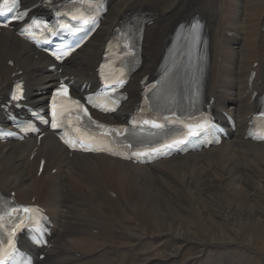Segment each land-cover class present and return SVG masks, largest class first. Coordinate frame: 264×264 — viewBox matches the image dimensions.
<instances>
[{"label":"bare ground","instance_id":"obj_1","mask_svg":"<svg viewBox=\"0 0 264 264\" xmlns=\"http://www.w3.org/2000/svg\"><path fill=\"white\" fill-rule=\"evenodd\" d=\"M37 2L24 0L26 8ZM137 8H146L152 21L143 65L129 84V100L109 121L120 123L134 111L141 82L158 69L169 37L197 14L209 36L206 96L215 100L217 117L232 115L237 129L219 147L147 166L71 153L52 134L40 144L0 143V190L15 192L21 203L34 199L54 222L50 247L39 251L45 258L37 264H236L227 253L246 247L233 243H264V143L245 138L264 92V0H110L101 28L56 72L16 30H0L1 104L16 80L25 81L36 107L61 77L92 90L113 28ZM252 70L257 76L250 85ZM261 253L264 258V248ZM242 255L236 257L245 261Z\"/></svg>","mask_w":264,"mask_h":264},{"label":"rangeland","instance_id":"obj_2","mask_svg":"<svg viewBox=\"0 0 264 264\" xmlns=\"http://www.w3.org/2000/svg\"><path fill=\"white\" fill-rule=\"evenodd\" d=\"M253 17H255V15ZM105 227L109 228L108 226H105ZM229 234H230V236H234V234L232 232H230ZM242 244H234L233 243L234 246H245L246 248H242V247L234 248L233 251L227 253L229 259L232 256L234 258L233 260H234V262L236 264H245V263L246 264H264V260H263L264 258L262 256L263 253H261L262 252V249L264 248V245H263L264 243L263 242H262V245H261V243H257V244L254 245V247L253 246L250 247V246L244 244L243 242H242ZM221 249H222L221 252H224V250L226 251V248H224V247L221 248ZM246 250H248L247 253L245 252ZM242 253H243V255H242ZM189 254L190 253L184 254V256H182L183 260H185L186 258H188L189 257ZM208 254H209V252L207 251V252H205L204 255L207 256ZM222 255L224 256V253H222ZM240 255H242L243 258L245 257V261L242 258H238ZM236 256H238V257H236ZM227 260H228V258L226 259V261ZM179 262L182 263L181 259H179Z\"/></svg>","mask_w":264,"mask_h":264},{"label":"snow or ice","instance_id":"obj_3","mask_svg":"<svg viewBox=\"0 0 264 264\" xmlns=\"http://www.w3.org/2000/svg\"><path fill=\"white\" fill-rule=\"evenodd\" d=\"M5 2H7V0H5ZM0 14H2V11H0ZM18 17H13V19H17ZM5 26H7V25H5ZM62 91L66 94V92H67V89L66 88H63V86H62ZM78 103V102H77ZM86 111V110H85ZM53 127H56V125L54 124L53 125ZM25 211H28L27 209H25Z\"/></svg>","mask_w":264,"mask_h":264}]
</instances>
